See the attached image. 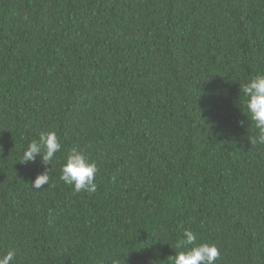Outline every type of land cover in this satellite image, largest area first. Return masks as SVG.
I'll return each mask as SVG.
<instances>
[{
	"label": "trees",
	"instance_id": "16d2710c",
	"mask_svg": "<svg viewBox=\"0 0 264 264\" xmlns=\"http://www.w3.org/2000/svg\"><path fill=\"white\" fill-rule=\"evenodd\" d=\"M257 74L264 0H0V256L172 264L187 229L215 264H264V145L240 92ZM49 131L53 161L20 163ZM73 148L95 193L59 180Z\"/></svg>",
	"mask_w": 264,
	"mask_h": 264
},
{
	"label": "clouds",
	"instance_id": "9594fccd",
	"mask_svg": "<svg viewBox=\"0 0 264 264\" xmlns=\"http://www.w3.org/2000/svg\"><path fill=\"white\" fill-rule=\"evenodd\" d=\"M240 92L244 97V105L248 115L251 117L257 135L250 140L251 145H264V74H257L248 83L240 84ZM243 121H240L243 126ZM61 144L55 132H41L38 140H32L23 152L20 163L35 162L37 156L42 164L49 165L55 154L60 151ZM98 167L96 162H90L83 153L73 148L66 157V161L61 165L60 181L72 186L74 191H86L95 193L97 184L95 183ZM49 170L38 174L32 182L34 190H40L45 185H49ZM183 239L176 244L177 248L186 250L177 252L170 257L172 264H215L219 258V250L215 244H197V235L191 230H184ZM191 246V247H188ZM15 250H9L0 256V264H11L15 258Z\"/></svg>",
	"mask_w": 264,
	"mask_h": 264
}]
</instances>
